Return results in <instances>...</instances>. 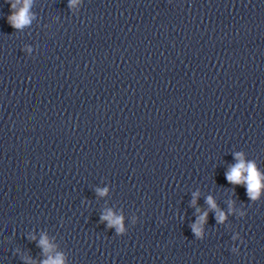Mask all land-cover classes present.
I'll return each mask as SVG.
<instances>
[{
  "label": "clouds",
  "instance_id": "obj_1",
  "mask_svg": "<svg viewBox=\"0 0 264 264\" xmlns=\"http://www.w3.org/2000/svg\"><path fill=\"white\" fill-rule=\"evenodd\" d=\"M17 2H19V0H17ZM29 5L30 0H24L23 8L18 13H14L12 16L9 17V23H11L14 28H22L23 26L30 23V18L28 14ZM15 7L16 4H13L12 8ZM241 156L242 154L240 153L236 154L239 163L232 166L231 170L226 173V179L229 181V183L232 184L245 183L249 196L252 199H255L258 196L259 190L261 188L260 177L254 164L249 163L247 165L248 175L246 179L242 180V172L245 170V163L241 159ZM208 203L212 204L213 207L215 206L212 202L211 197L208 198ZM221 219H223V216H221ZM117 223H119V221H117ZM41 243H44V241H42ZM53 264H60V262L54 261Z\"/></svg>",
  "mask_w": 264,
  "mask_h": 264
}]
</instances>
